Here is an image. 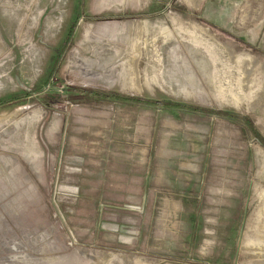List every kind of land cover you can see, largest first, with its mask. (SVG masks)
Masks as SVG:
<instances>
[{"label": "rangeland", "instance_id": "374dc122", "mask_svg": "<svg viewBox=\"0 0 264 264\" xmlns=\"http://www.w3.org/2000/svg\"><path fill=\"white\" fill-rule=\"evenodd\" d=\"M263 65L264 0H0V264H264Z\"/></svg>", "mask_w": 264, "mask_h": 264}, {"label": "trees", "instance_id": "16d2710c", "mask_svg": "<svg viewBox=\"0 0 264 264\" xmlns=\"http://www.w3.org/2000/svg\"><path fill=\"white\" fill-rule=\"evenodd\" d=\"M75 30V24L71 26L70 31L68 33V38L71 39L73 32ZM91 95L98 94L97 92L89 91ZM99 96L109 100V101H123V102H130V103H145V104H152V105H168V106H173L177 108L184 107L182 104H176V103H171V102H163V101H156V100H146L143 98H133V97H127L121 94H105V93H99ZM218 114L223 115L225 117H229L230 119L234 116L233 114H229L228 112H222V111H217ZM251 129L257 133L253 122L249 118H245ZM258 136L264 141V138L258 134Z\"/></svg>", "mask_w": 264, "mask_h": 264}, {"label": "bare ground", "instance_id": "6f19581e", "mask_svg": "<svg viewBox=\"0 0 264 264\" xmlns=\"http://www.w3.org/2000/svg\"><path fill=\"white\" fill-rule=\"evenodd\" d=\"M30 11V10H29ZM237 57V56H236ZM254 59V58H253ZM257 61V60H256ZM246 62V61H245ZM249 62V61H248ZM253 62H255V61H253ZM252 64V63H251ZM261 65V64H260ZM264 66V65H263ZM262 66V67H263ZM242 67V66H241ZM250 68V67H249ZM250 71V70H249ZM264 71V70H263ZM252 73V72H251ZM245 74V73H244ZM247 74V73H246ZM249 75V74H248ZM245 76V75H244Z\"/></svg>", "mask_w": 264, "mask_h": 264}]
</instances>
